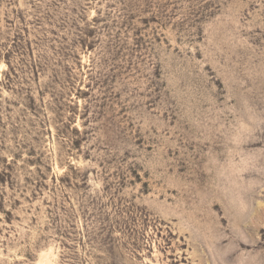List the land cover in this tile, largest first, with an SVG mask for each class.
I'll return each instance as SVG.
<instances>
[{
    "label": "rangeland",
    "instance_id": "rangeland-1",
    "mask_svg": "<svg viewBox=\"0 0 264 264\" xmlns=\"http://www.w3.org/2000/svg\"><path fill=\"white\" fill-rule=\"evenodd\" d=\"M0 264H264V0H0Z\"/></svg>",
    "mask_w": 264,
    "mask_h": 264
}]
</instances>
